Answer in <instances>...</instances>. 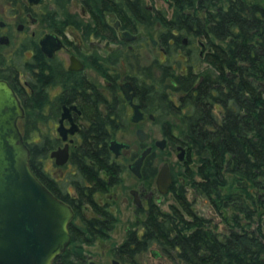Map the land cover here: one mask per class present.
Here are the masks:
<instances>
[{"label":"trees","instance_id":"obj_1","mask_svg":"<svg viewBox=\"0 0 264 264\" xmlns=\"http://www.w3.org/2000/svg\"><path fill=\"white\" fill-rule=\"evenodd\" d=\"M196 1L174 0L175 13L167 17L164 12L153 16L143 0H81L94 23L89 24L88 32L102 30L104 36H115L106 20L107 13L115 11L124 18L127 29L140 33L135 41L138 47L153 41L149 40L155 37L151 31L153 19L161 23L155 33L165 47L166 61L156 64L162 71L166 93L151 91L149 108L163 117L162 130L168 143L187 146L191 157L187 162H194V167L186 165L184 171L174 173L171 190L178 205H173L171 211L153 205L142 221V232H131L115 247L113 253L123 264H139L140 255L154 245L177 264H264V244L250 230L264 216V19L260 8L246 0H227L226 5L225 0H215L211 17L205 14L202 21L194 12H185L188 24H184L181 10L195 8ZM203 2L207 5V0ZM184 33L218 41L202 59L197 50L182 44ZM201 60L211 66L199 79L194 69ZM30 111L28 106L26 112ZM19 128L30 149V167L38 176L36 163L40 155L31 146L30 122L19 124ZM97 132L88 130L78 146L79 153L73 152L72 161L83 166L80 184L94 182L98 191L106 192L114 183L99 177L98 169L117 173L123 161L112 160L108 137ZM93 163L97 168L87 166ZM151 165L149 155L143 170H151L154 175L156 166ZM39 178L59 196L45 177ZM190 187L207 197L235 229L225 235L214 234L210 219L195 211L187 195ZM83 205H75V216L68 225L70 241L53 264L85 263V245L107 238L114 228L117 217L108 205L94 202L93 207L101 215L93 218L82 217Z\"/></svg>","mask_w":264,"mask_h":264},{"label":"flooded vegetation","instance_id":"obj_2","mask_svg":"<svg viewBox=\"0 0 264 264\" xmlns=\"http://www.w3.org/2000/svg\"><path fill=\"white\" fill-rule=\"evenodd\" d=\"M71 1L0 0V79L5 80L13 89L24 109L23 116L17 118L18 127L23 122H30L31 146L40 155L37 159V163L40 164L37 165L36 163V170L38 169L39 175L45 177L51 183L53 189L59 193L60 197H58L71 206L73 210L72 218L75 216V205L82 203L85 204L81 211L83 218H93L101 215L93 207L94 202L108 205V208L115 214L111 207L112 202L109 199H104L103 196L106 194L108 196L112 188L122 183V173L127 167L140 179V183L137 187L130 189L129 197H124V200L131 198L135 205V212L141 213L144 219L153 205L163 210L159 202L165 194L172 191L171 187L174 182V171L172 169H174V166L171 165L170 161L165 160L170 165L173 180L168 192L160 194L156 178L161 167L158 168L153 162V166H156L154 175H151V170L147 172L143 170L145 159L154 153V146L157 145L156 141L155 143H149L147 141L150 137L149 133L143 127H137V129L143 128L147 133V138L141 141L136 129L139 144L144 147L143 150L137 151L131 148L130 141L118 137L117 133L119 130L129 127L130 123L137 124L145 120L146 117L152 120L160 118L155 111L149 108V103L152 102L150 92L164 90L166 93L165 84L162 83L164 78L160 77L161 75H153V70L146 68L147 65H143L137 71H135V68L131 69L126 66L134 65L135 55L134 57L132 55L135 54V41L141 35L139 32H132L127 29L124 26L123 17H119L115 11L107 13V24L114 30L115 36H104L102 30L88 32L89 24H94L90 22L92 20L90 11L82 4L81 0H78L80 11H71L69 9ZM143 1L145 3V0ZM165 1H168L169 8L172 10L170 16L167 15L168 8H159L146 3L145 5L153 16H160L164 12L167 17H171L175 13L174 0ZM203 1L197 0L195 8L191 10L185 8L181 10L180 19L185 21L184 24H188L187 19L183 16L185 12H194V16L197 19L201 17L202 21L205 14L211 17L215 0H207V5ZM246 1L256 4L260 8V14L264 19V0ZM226 2L227 0L223 5H226ZM111 13H115V15L111 16ZM117 21H119L118 26H116ZM153 22V24H160L158 19L155 18ZM212 22L213 20H210V24ZM124 30H129L137 36L130 39L120 36V32ZM47 34H52L59 45L54 46L52 42H44L46 44L43 45L41 40ZM185 34L187 33L181 36L182 44L197 50L202 59L213 49L212 43L218 41L202 35L206 40H198L200 46L198 50V47L191 45L192 40L186 42L184 39ZM193 36L192 38L195 39L200 35ZM103 41L115 45L101 51L100 44ZM153 42L155 45L161 43L160 38L158 40L154 39ZM125 45L128 49L127 52L124 50ZM50 49H52L51 52H49ZM63 50L65 56L61 53ZM119 53H121V56H119ZM126 53L132 55L126 57L124 56ZM164 53L166 54L165 50ZM131 56L134 58L133 60L128 58ZM119 62L123 66L122 69L118 67ZM204 63L206 66H211L205 60H201L198 61L194 69L200 75L199 79L202 78L203 71L208 68L198 69ZM89 70H93L104 77L106 84L102 85L97 82ZM127 83L132 86L130 92H134L133 102L140 105L143 114L137 121L133 120L134 107L122 88V85ZM261 88L264 89V82H261ZM28 106L31 108L30 113L26 112ZM94 124H96L95 128H93ZM60 126L61 132L58 130ZM99 127L103 130L98 129ZM90 129H96L101 136L104 134L105 137H108L106 144L113 156L112 160L120 159L123 161V168L119 167L121 171L119 170L120 172L117 173H110L107 169H98L99 177L105 179L107 183H114L110 184V188L106 192L98 191L99 188L94 182L80 184L83 166L72 161L73 152L79 153L78 146H80L81 139L86 136ZM95 135L100 137L96 133ZM163 138H166L167 143V137L164 136ZM114 139L127 142L129 146L122 147L120 152L116 153L110 146L111 141ZM65 144H67L68 150L67 160L63 164H57L51 152L63 148ZM180 145L184 148V151L181 147L179 148ZM147 147H151V150L142 163L141 176H139L131 169L130 164ZM172 147L177 156L180 153L183 155V158L178 156L179 162L190 166V163L187 162L191 158L189 148L181 143H177ZM128 158L129 160L133 159V161L127 164L126 160ZM87 166L97 168L94 163ZM144 173L146 176H144ZM152 177H155L156 185H151L150 179ZM49 190L53 193V190ZM143 219L138 218V223H141ZM208 219H210L209 224L214 234L220 235L221 233V235H225L235 229L229 226L222 216L221 220L224 222V226L221 229H218L217 221L214 218L210 217ZM245 222L246 220H243V223ZM142 230L143 227L142 229H139V227L133 228L128 233V237L131 232H142ZM244 230H247V228L245 227ZM250 230L255 232L264 244V216L261 222L256 220ZM152 251L156 256L162 255V252H159L156 248H153ZM262 256L264 258V250ZM113 259L112 263L114 264ZM88 262L85 261L82 264ZM119 263L123 264L120 260ZM137 263L140 264V260Z\"/></svg>","mask_w":264,"mask_h":264},{"label":"water","instance_id":"obj_3","mask_svg":"<svg viewBox=\"0 0 264 264\" xmlns=\"http://www.w3.org/2000/svg\"><path fill=\"white\" fill-rule=\"evenodd\" d=\"M114 15L111 13V16ZM118 25L119 21L116 22ZM120 36L130 39L137 35L124 30ZM41 42L43 45L46 44L44 42L59 45L52 34H47ZM122 88L134 107L133 120L137 121L143 114L140 105L133 102L134 92H130L132 86L127 83ZM23 114L24 109L13 89L0 79V264H52L70 241L68 225L73 210L68 203L53 194L31 169L30 150L17 124V118ZM58 130L61 132V126ZM137 134L141 141L147 138L143 128H138ZM156 143L163 148L166 138ZM110 146L119 153L129 143L114 139ZM150 150L151 147L145 148L130 164L139 176ZM51 155L57 164H63L68 157L67 144L52 151ZM178 156L183 158L181 153ZM172 180L170 165L165 162L156 178L160 194L168 192ZM113 262L120 264L116 258ZM87 264L101 263L91 260Z\"/></svg>","mask_w":264,"mask_h":264},{"label":"rangeland","instance_id":"obj_4","mask_svg":"<svg viewBox=\"0 0 264 264\" xmlns=\"http://www.w3.org/2000/svg\"><path fill=\"white\" fill-rule=\"evenodd\" d=\"M145 3L148 5L158 6L159 8H168V16L171 15L172 10L169 8L168 1L165 0H145ZM69 9L71 11H80V3L78 0H72L69 4ZM161 27V23L153 24V29L151 30L154 32L155 37H150L154 39H159V36L156 32V29ZM77 34V33H76ZM144 34V32L142 33ZM147 35V34H146ZM193 34L188 33L184 35V39L187 41L192 40L191 45L198 47V50L200 49L198 40H206V38L202 35L198 36L197 38L193 39ZM115 44H108L106 41H103L102 44H100V49L103 51L107 47L110 48L114 46ZM107 48V49H108ZM189 48H191L189 46ZM165 47L160 43V45H155L153 41H151L149 44L145 46L138 47L136 45L135 48V54H125L124 56L132 55L135 59L131 56L128 57L130 60L134 59V65H126L130 67L131 69L135 68V71L138 70V68L143 67V65H147L146 68L153 70V75H161L162 71L158 68L156 63H161V61H166V54L164 53ZM124 50L127 52L128 49L126 45L124 46ZM62 55L65 56V51H61ZM157 61V62H155ZM119 69H122L123 66L118 63ZM206 66L204 63L201 67H199V70H202ZM211 71H213V68H210ZM90 73H92V77H94L97 82H99L102 85L106 84V80L104 77L99 75L97 72L93 70H89ZM160 118H157L155 120H152L148 117H146L145 120L135 124L130 123L129 127H125V129H121L118 131L117 136L120 138H123L127 141H130L131 148L133 150L141 151L143 150V146H141L139 143L138 136L136 134L137 127L141 126L143 127L150 135L149 139L147 140L149 143H155V141L162 139L164 137L163 130H162V120L163 117L159 116ZM152 159L155 165L157 167H161L166 161H170L171 165L174 166V173H179L181 171H184L186 169V164H181L178 160L177 153L174 151L172 145H170L168 142L166 145L162 148L158 145L154 146V153L152 154ZM133 159L129 158L126 160V163L132 162ZM49 164V162H48ZM194 167V162H190V166ZM59 173V171H58ZM123 181L119 185L115 186L111 189L110 194H107L103 196L104 199H109L112 202V208L117 215V222L114 226V228L110 231L109 236L107 238H102L97 240L96 243L91 245H85V248L87 249V259L86 262L90 260H95L97 262H100L102 264H113L112 259L116 256L114 255V249L115 246L122 243L127 237L128 233L133 230V228L142 229V222L138 223V218L141 220L143 219V215L140 213H136L135 205L131 198L128 200H124V197H129L130 189L133 187H137L140 183V179L127 167L122 173ZM151 185H156L155 183V177H152L151 179ZM187 195L189 199L193 203V207L195 211L200 215L204 217H212L215 221H217L218 229H221L222 226H224V222L221 220L220 214L216 212L211 202L201 193H197L192 187L187 191ZM107 197V198H106ZM160 207L163 210L171 211L173 205H178L176 197L174 193L171 191L167 194H165L162 197V200L159 202ZM129 228V229H128ZM153 248H160L156 245L151 246L146 251H144L140 257V264H177L175 261L167 257L166 255L162 254L161 256H156V254L152 251ZM161 251V250H160ZM162 252V251H161Z\"/></svg>","mask_w":264,"mask_h":264}]
</instances>
